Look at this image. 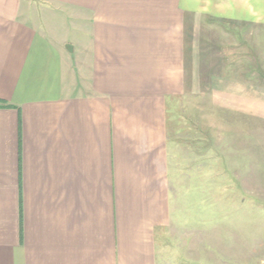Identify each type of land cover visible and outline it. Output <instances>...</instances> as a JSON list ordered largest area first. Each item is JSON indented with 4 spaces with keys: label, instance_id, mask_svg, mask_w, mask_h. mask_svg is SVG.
Masks as SVG:
<instances>
[{
    "label": "crops",
    "instance_id": "obj_1",
    "mask_svg": "<svg viewBox=\"0 0 264 264\" xmlns=\"http://www.w3.org/2000/svg\"><path fill=\"white\" fill-rule=\"evenodd\" d=\"M260 164L264 0H0V264H160Z\"/></svg>",
    "mask_w": 264,
    "mask_h": 264
},
{
    "label": "rangeland",
    "instance_id": "obj_2",
    "mask_svg": "<svg viewBox=\"0 0 264 264\" xmlns=\"http://www.w3.org/2000/svg\"><path fill=\"white\" fill-rule=\"evenodd\" d=\"M232 168L229 182H204L200 200L176 180L172 221L157 246L160 264H264V181L232 180L239 176Z\"/></svg>",
    "mask_w": 264,
    "mask_h": 264
}]
</instances>
